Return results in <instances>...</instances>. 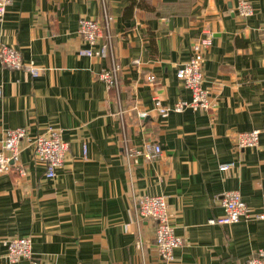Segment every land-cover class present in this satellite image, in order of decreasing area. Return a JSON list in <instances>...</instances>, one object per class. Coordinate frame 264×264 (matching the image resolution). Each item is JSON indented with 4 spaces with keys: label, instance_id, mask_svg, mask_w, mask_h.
<instances>
[{
    "label": "crops",
    "instance_id": "1",
    "mask_svg": "<svg viewBox=\"0 0 264 264\" xmlns=\"http://www.w3.org/2000/svg\"><path fill=\"white\" fill-rule=\"evenodd\" d=\"M248 1L250 18L239 16L238 0H137L133 7L106 0L114 61L123 68L117 93L99 79L112 59L78 52L86 47L82 18L99 21L106 36L102 0H14L0 43L43 73L34 78L0 59V148L6 131L21 127L30 140L53 127L69 143L54 179L28 142L21 152L27 175H0V239L31 237L34 247L33 258L17 264H167L154 224L137 218L134 198L142 195L167 196L172 226L185 239L170 264H247L264 250V220L209 224L224 216L218 197L227 191H239L252 216L264 213V0ZM206 33L213 45L204 87L217 106L163 119L153 99L167 106L191 100L177 73ZM255 129L260 147L239 150L235 134ZM123 134L131 147L158 143L161 156L131 161L129 171ZM230 162L233 168L219 170ZM6 252L0 243V264H10Z\"/></svg>",
    "mask_w": 264,
    "mask_h": 264
},
{
    "label": "built area",
    "instance_id": "2",
    "mask_svg": "<svg viewBox=\"0 0 264 264\" xmlns=\"http://www.w3.org/2000/svg\"><path fill=\"white\" fill-rule=\"evenodd\" d=\"M106 0L103 2L105 30L103 33L102 25L99 21L92 18H82L78 28V34L86 43V47L81 48L79 56L106 60L112 59V65L109 68H103L99 74L101 79L109 90L117 93L120 91V77L122 74V66L114 61V51L112 48V33L110 31L113 18L108 15ZM14 0H0V22L4 20L8 8ZM239 16L250 18L255 15V11L248 0H238L236 8ZM104 39V40H103ZM213 45V34L206 33L204 37L199 39L193 45L192 57L178 70L177 78L191 91V100L189 102L179 101L175 105L167 106L162 98L154 97L153 103L159 116L163 119L168 118L172 112L183 113L186 110L194 112H209L216 108V102L211 97L209 90L205 87L204 64L206 55L211 51ZM0 59L4 67L13 70H22L36 78L42 75L43 70L34 63L25 64L21 53L9 47L4 43H0ZM140 64L138 59L133 61V65ZM155 76L147 77V82L153 84ZM3 95V89L0 86V98ZM141 117H147L146 112H140ZM262 130L255 129L248 132L235 134V145L239 150L246 148L258 149ZM124 153L129 162V171H131V161L138 162L140 157L148 161H155L161 156L162 149L158 143H145L142 147H131L129 140L123 134ZM0 148V175L15 173L19 177L27 175V167L21 159V152L26 142L33 145L34 157L45 166V176L48 179L56 178L57 170L61 168L69 151V143L62 138V132L59 129L50 127L43 135H38L30 140L29 130L27 128H14L7 130ZM88 147L85 143L83 146V158L87 157ZM234 167V163L222 164L219 170L226 172ZM219 204L224 209V216L211 219L209 224H217L228 226L241 221L264 220L263 214H255L252 216V210L243 201L239 191H227L218 197ZM137 205L138 220L148 219L155 226L154 243L160 258L167 264L174 262V252L176 249L185 245V239L176 233L172 226L173 214L169 208L168 198L163 195L148 196L142 195L134 198ZM0 243L7 248L5 259L10 264H17L22 260H31L33 258L34 247L32 246L31 237H19L10 239H0ZM136 247L141 253L143 262L145 258L146 245L140 236L136 242ZM146 264V262H144ZM247 264H264V250H259L248 258Z\"/></svg>",
    "mask_w": 264,
    "mask_h": 264
},
{
    "label": "trees",
    "instance_id": "3",
    "mask_svg": "<svg viewBox=\"0 0 264 264\" xmlns=\"http://www.w3.org/2000/svg\"><path fill=\"white\" fill-rule=\"evenodd\" d=\"M137 3V0H131L132 7ZM254 255V254H253Z\"/></svg>",
    "mask_w": 264,
    "mask_h": 264
}]
</instances>
